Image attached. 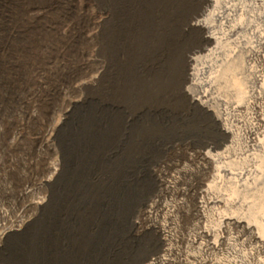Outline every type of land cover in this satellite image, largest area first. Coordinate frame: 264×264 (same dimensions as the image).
<instances>
[{"label":"rangeland","instance_id":"1","mask_svg":"<svg viewBox=\"0 0 264 264\" xmlns=\"http://www.w3.org/2000/svg\"><path fill=\"white\" fill-rule=\"evenodd\" d=\"M208 1L0 0V231L43 199L0 239V264H183L211 171L200 152L223 140L193 100L203 66L235 46L220 76L248 90L255 65L194 24L226 32L212 12L235 0Z\"/></svg>","mask_w":264,"mask_h":264},{"label":"bare ground","instance_id":"2","mask_svg":"<svg viewBox=\"0 0 264 264\" xmlns=\"http://www.w3.org/2000/svg\"><path fill=\"white\" fill-rule=\"evenodd\" d=\"M221 1L209 0L208 6L215 7ZM263 6L264 0L251 3L235 0L224 6L221 13L212 12L215 17L224 18V33L212 29L207 16L194 22L207 30V38L220 49L229 43L224 36H234L246 51L249 62L253 60L255 65L250 63L248 70L251 73L248 90L238 78H231V85H227L220 76L232 66L235 46L232 54L222 59L214 58L215 62L203 66L208 70L212 65L215 69L209 71L204 79L205 88L193 100L211 110L220 124L223 140L200 152L211 165V171L197 191L198 221L195 232L185 239L191 250L186 248L181 253L183 264H264V66L256 67V62L264 63ZM246 31L251 38L245 35ZM214 103L220 108L213 109ZM31 190L27 185L20 187L17 198L34 195L36 191ZM42 202L43 199L33 196L26 207L39 206ZM27 208L17 210V222L5 226L0 231V239L7 232L25 226L29 219L24 216ZM5 212L0 206L3 222L6 221ZM163 258L160 254L144 264H157Z\"/></svg>","mask_w":264,"mask_h":264}]
</instances>
